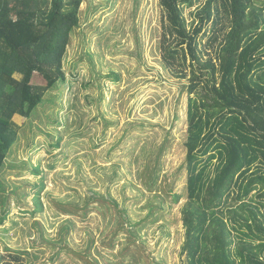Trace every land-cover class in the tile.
<instances>
[{
  "label": "rangeland",
  "instance_id": "1",
  "mask_svg": "<svg viewBox=\"0 0 264 264\" xmlns=\"http://www.w3.org/2000/svg\"><path fill=\"white\" fill-rule=\"evenodd\" d=\"M203 1L184 11L187 21ZM159 38L158 0H82L80 25L63 58L66 81L19 130L0 171L2 251L25 252L24 264H90L93 257L117 264L125 238L119 232L114 248L101 244L111 232L102 208L86 216L56 214L60 204L82 207L84 197L96 192L118 201L132 222L145 218L136 240L140 264H182L188 94L186 80L163 67ZM199 39L205 41L202 34ZM56 115L66 123H53ZM159 148L157 183L164 181L166 191L172 184V194L181 197L174 202L162 194L163 215L150 223L148 204L157 200L146 191V166L153 170ZM41 179L43 210L32 216Z\"/></svg>",
  "mask_w": 264,
  "mask_h": 264
},
{
  "label": "trees",
  "instance_id": "2",
  "mask_svg": "<svg viewBox=\"0 0 264 264\" xmlns=\"http://www.w3.org/2000/svg\"><path fill=\"white\" fill-rule=\"evenodd\" d=\"M196 1L158 0L160 60L171 76L186 80L188 94L182 264H264V0H204L187 21L184 11ZM81 2L0 0V171L19 130L66 81L63 58L71 32L80 25ZM37 75L41 82L34 81ZM52 122L66 123L58 115ZM161 151L153 170L146 166V191L157 200L148 204L150 223L163 215L162 194L174 202L181 197L172 194V184L166 191L164 181L157 183ZM42 188L43 179L32 216L43 210ZM98 207L111 228L101 244L114 248L122 232L117 264H124L126 255L129 264L142 263L136 240L145 218L132 222L111 196L92 192L82 207L65 202L56 214L86 216ZM95 252L102 255L98 248ZM25 254L0 248V264H24ZM89 263L107 264L94 257Z\"/></svg>",
  "mask_w": 264,
  "mask_h": 264
}]
</instances>
